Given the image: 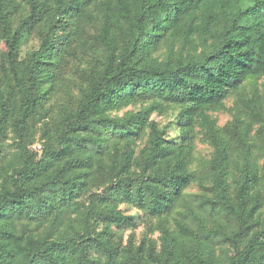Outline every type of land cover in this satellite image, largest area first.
I'll return each mask as SVG.
<instances>
[{"label":"trees","instance_id":"trees-1","mask_svg":"<svg viewBox=\"0 0 264 264\" xmlns=\"http://www.w3.org/2000/svg\"><path fill=\"white\" fill-rule=\"evenodd\" d=\"M17 9L26 15L10 33ZM33 35L25 65L20 45ZM0 38L10 81L4 94L0 74V160L14 137L0 175V264H264V90L239 93L264 77V0H0ZM88 41L96 63L78 99L31 152L32 121ZM129 104L141 109L107 114ZM171 108L172 141L150 120ZM198 140L211 153L194 169ZM120 200L155 221L158 247L123 244L137 223Z\"/></svg>","mask_w":264,"mask_h":264},{"label":"rangeland","instance_id":"rangeland-1","mask_svg":"<svg viewBox=\"0 0 264 264\" xmlns=\"http://www.w3.org/2000/svg\"><path fill=\"white\" fill-rule=\"evenodd\" d=\"M18 1V0H16ZM26 10V9H25ZM21 11L20 9L16 10V14L14 15V21L9 27V32L11 33L14 27L17 25L19 17H23L26 15V11ZM25 11V12H24ZM87 42V40H86ZM39 44L38 37L33 35L29 37L27 40L23 41L20 45V61L23 64H28L30 62L31 52L37 49ZM90 42L84 45L83 50L76 51V57L70 61L68 66L62 72V78L58 82V87L55 89V94L50 98L48 102L45 103V112H42L39 116H37L32 121L33 126V136L34 142L29 146V150L31 152L39 151L38 145L43 146V142L40 141L41 134L43 130V124L52 121L57 115L60 107L69 106L72 102H75L79 97V91L82 87V78L81 73L87 66L94 65L96 63V56L90 50ZM7 54L5 42L2 38H0V67L5 60ZM2 75V72H0ZM10 81L3 77L2 75V91L5 94L6 91L9 90ZM263 91L264 90V77L260 79H248L245 81L243 87L239 91V93L250 96L254 91ZM234 101V97H230L225 101L226 108L231 107ZM145 106V105H143ZM141 109V105L139 104H129L124 108L118 110L108 111L107 114L111 117L122 118L128 113H136ZM177 109H167L166 112L162 114L153 113L150 116V120L154 121L157 127L164 131L165 138L173 140L174 137L177 136V130L175 129V116ZM213 116L217 119L218 125L223 126L226 122L230 120V115L225 112H217L214 113ZM176 139V138H174ZM145 140V138H144ZM14 142V137L11 132L8 133L7 137L3 140L2 146L3 149L6 150V154L0 160V175L5 176L9 174L8 166L11 163V157L9 156L12 150ZM138 149H141L143 146V142H139ZM211 153V149L208 145L201 143L199 140L196 141L195 151L193 154L194 164L193 168H198L199 164H202L204 161L209 159ZM199 193V190L196 185H191L189 189L186 191L185 200L190 202V198L188 195H193ZM119 210L123 212L125 215L133 216L137 223V227L134 230L125 231L120 233L123 244L126 243V240L131 235L133 245L137 246L142 241L145 243L155 242L158 247L159 242L157 241L158 234L154 233L153 235L149 233V228L155 225V221L147 220L141 213H138L135 209L128 207L124 203L120 202L117 204ZM169 226L171 227V222H169ZM27 232L39 235L42 234L46 228L45 226H40L39 228L28 225ZM23 226L19 225L18 230L22 229Z\"/></svg>","mask_w":264,"mask_h":264},{"label":"built area","instance_id":"built-area-1","mask_svg":"<svg viewBox=\"0 0 264 264\" xmlns=\"http://www.w3.org/2000/svg\"><path fill=\"white\" fill-rule=\"evenodd\" d=\"M38 148H40L39 146H37Z\"/></svg>","mask_w":264,"mask_h":264}]
</instances>
